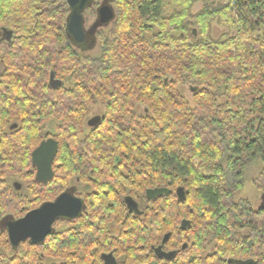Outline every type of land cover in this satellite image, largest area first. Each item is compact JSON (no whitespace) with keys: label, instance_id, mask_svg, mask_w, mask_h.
<instances>
[{"label":"trees","instance_id":"16d2710c","mask_svg":"<svg viewBox=\"0 0 264 264\" xmlns=\"http://www.w3.org/2000/svg\"><path fill=\"white\" fill-rule=\"evenodd\" d=\"M108 1L115 20L78 46L66 0H0V32H13L0 40V249L16 252H0V264L65 256L54 237L18 253L6 222L77 193L73 180L93 189L79 197L104 222L130 221L124 199H144L150 219L142 223L151 225L133 227L137 252L166 234L180 249L159 264H264V207L236 200L249 168L264 165V0ZM214 22L236 35L214 38ZM91 44L100 53L91 55ZM186 84L193 103L180 91ZM94 106L102 120L92 128ZM53 121L55 134L45 135ZM51 138L59 148L44 184L32 154ZM17 178L28 193L10 183ZM254 183L264 193V169ZM153 188L172 192L150 201Z\"/></svg>","mask_w":264,"mask_h":264},{"label":"flooded vegetation","instance_id":"af4514ba","mask_svg":"<svg viewBox=\"0 0 264 264\" xmlns=\"http://www.w3.org/2000/svg\"><path fill=\"white\" fill-rule=\"evenodd\" d=\"M3 39H5L4 33L0 32V40ZM84 186L86 187L85 193H76V195H85L93 192L91 187L88 185ZM70 187H73L72 183ZM78 198L82 199L79 196ZM128 199H124L129 209L125 217L129 218L130 221L119 223L114 221L104 222L99 219L102 217L101 214L84 212L85 202L82 199L84 209L81 215L74 219H58L54 223L51 235L42 243L45 244L54 237V242L60 243L56 245V248L59 245L61 247V244L67 247L65 249L67 250L65 256L53 258L41 255L43 259L42 264H159L160 261L166 263L169 260H174L180 249L175 246L176 243H174L175 248H170L167 245L170 237L165 245H163V240L168 234L164 235L158 246L151 245L149 250L145 248L146 246H142L141 251L137 252L138 248L135 244L137 231L133 227L143 224L150 226L151 221L142 223L145 219H150V216L145 213L146 202L144 199H141L139 202L134 200L136 203L135 208L129 207ZM79 217H83V221L79 222ZM128 226L131 227L126 228ZM145 241L150 242V239L146 238ZM25 243H31L30 239L22 242L17 247V252L19 248H22L24 254L25 250L22 246ZM162 245V249L158 251L157 249ZM182 249L184 248L182 247ZM172 252L175 253V257L170 259L167 255Z\"/></svg>","mask_w":264,"mask_h":264},{"label":"water","instance_id":"95a60500","mask_svg":"<svg viewBox=\"0 0 264 264\" xmlns=\"http://www.w3.org/2000/svg\"><path fill=\"white\" fill-rule=\"evenodd\" d=\"M93 0H66L68 6L71 8L67 30L74 43L78 46L84 45L88 42L91 32L85 29L84 11L92 4ZM98 23L96 26H107L115 20V11L108 0L98 8ZM95 26V27H96ZM95 32V31H94ZM93 32V34H94ZM4 37L11 40L13 32L3 30ZM92 35V34H91ZM61 85L60 81H55L53 88L56 89ZM102 120L100 115L91 118L88 121L89 127L97 126ZM58 142L51 138L43 141L41 145L33 152V164L37 169V180L41 183L47 184L54 176L53 163L58 152ZM168 188H153L146 191V198L154 201L159 197L171 194ZM176 194L182 201L186 199V191L180 187ZM261 206L264 207V193L261 196ZM130 208H135L136 203L132 198L128 199ZM84 209L82 199L76 197L70 192H64L54 202L43 204L40 208L30 211L25 217L19 220H9L6 222V229L9 235V241L13 248H17L22 242L29 240L32 244H42L46 238L51 235L54 223L58 219H74L81 215ZM189 222L184 220L181 224L182 228L186 229ZM170 235H166L163 240V245L167 242ZM163 245L157 250H161ZM187 244L183 246L186 248ZM168 258L173 259L175 253H169Z\"/></svg>","mask_w":264,"mask_h":264},{"label":"rangeland","instance_id":"374dc122","mask_svg":"<svg viewBox=\"0 0 264 264\" xmlns=\"http://www.w3.org/2000/svg\"><path fill=\"white\" fill-rule=\"evenodd\" d=\"M101 3H102V0H99L97 2L98 5H100ZM202 7H203L202 2L196 3L195 6L193 7V13L199 12L202 9ZM97 19H98V16L96 13H87L85 15V20H86L85 29H86V31L91 32L90 36H91V34L94 35L93 32L96 29H98V26H96ZM105 30H107V32H108L110 30V28H107ZM212 35L216 39L225 38V37L228 38V37L236 35V31H230L228 28L220 26V25H218L217 22H214ZM90 47H91L90 50H93L92 52H90L91 55H97L98 53H100V49L98 47L95 49L94 45H92V44ZM1 71H2V68L0 67V72ZM67 85L69 86L70 83H67ZM180 91L187 98V100L190 103H193L194 91H193L190 84H186V85L181 86ZM222 102H225L224 98L220 99V103H222ZM145 110H146V107L142 106V105H139L136 109L137 113L140 115L144 114ZM101 114H102L101 109L97 106H94L91 108V115H90L89 119H91L97 115H101ZM57 126H58L57 121H53V122L48 123L45 126V135L55 134V132H56L55 130H56ZM263 169H264V165L261 163L255 164L249 168V170L246 173L245 186H244L243 190L237 194L236 200L246 199V200H249L251 202L252 206L255 209H259L261 207V203H262L261 196H262L263 192L257 188V186L254 182L260 176ZM17 182H20L18 178L12 179L10 181L11 184H14ZM20 183H21V187L19 188L20 192L28 193L27 188H26V184H24L22 182H20ZM72 185L76 187L75 191L77 193H79V194L85 193L86 187L84 186V184L79 183L76 180H73ZM68 192L75 195L76 197L79 196V195H76V193H74L73 188H70L68 190ZM0 252L5 253V254L10 255V256H12L16 253L15 251H12V250L8 251L5 249H0ZM18 252L23 254V249L19 248Z\"/></svg>","mask_w":264,"mask_h":264}]
</instances>
